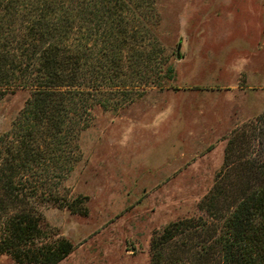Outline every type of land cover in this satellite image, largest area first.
Masks as SVG:
<instances>
[{
  "label": "trees",
  "instance_id": "1",
  "mask_svg": "<svg viewBox=\"0 0 264 264\" xmlns=\"http://www.w3.org/2000/svg\"><path fill=\"white\" fill-rule=\"evenodd\" d=\"M155 0H0V98L28 89L0 133V253L55 264L72 250L42 240L46 202L76 210L57 185L80 158L92 109H118L173 77ZM198 212L149 239L147 264H264V109L225 136Z\"/></svg>",
  "mask_w": 264,
  "mask_h": 264
},
{
  "label": "rangeland",
  "instance_id": "2",
  "mask_svg": "<svg viewBox=\"0 0 264 264\" xmlns=\"http://www.w3.org/2000/svg\"><path fill=\"white\" fill-rule=\"evenodd\" d=\"M173 77L118 109L94 106L80 158L58 185L76 210L46 202L42 240L72 250L55 264H147L153 232L196 214L225 136L264 109V0H155ZM28 89L0 98V133ZM0 264H15L0 253Z\"/></svg>",
  "mask_w": 264,
  "mask_h": 264
}]
</instances>
